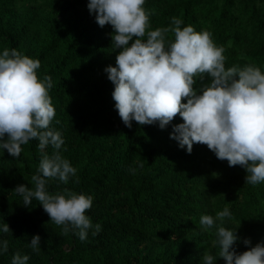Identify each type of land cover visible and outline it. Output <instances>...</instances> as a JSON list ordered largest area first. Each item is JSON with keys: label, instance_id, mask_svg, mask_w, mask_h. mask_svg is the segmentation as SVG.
Returning <instances> with one entry per match:
<instances>
[{"label": "trees", "instance_id": "obj_1", "mask_svg": "<svg viewBox=\"0 0 264 264\" xmlns=\"http://www.w3.org/2000/svg\"><path fill=\"white\" fill-rule=\"evenodd\" d=\"M87 4L0 0V52L15 48L39 58L38 75L51 76L56 111L50 127L61 132L59 151L77 172L67 182L46 177L47 187L92 195L86 214L102 229L96 235L89 229L81 240L78 229L65 230L36 198L24 205L15 191L19 183L35 188L42 156L57 151L51 144L42 150L38 138L31 139L19 157L0 147V225L7 222L11 229L0 231V241H8L0 264H11L16 252L29 255L27 264H203V255H218L220 246L216 226L204 229L200 218L215 217L225 206L232 212L225 226L237 228L241 237L234 244L238 252L264 239V182H247L243 166H230L205 143H194L191 153L181 148L170 136L172 125L183 120L179 114L164 128L124 123L105 71L119 51L111 46L113 27L100 26ZM144 7L149 30L180 18L212 34L225 49L226 67L251 64L264 70V0H145ZM194 78V87L211 80L207 73ZM36 233L42 242L33 249ZM214 264H224V258Z\"/></svg>", "mask_w": 264, "mask_h": 264}, {"label": "clouds", "instance_id": "obj_2", "mask_svg": "<svg viewBox=\"0 0 264 264\" xmlns=\"http://www.w3.org/2000/svg\"><path fill=\"white\" fill-rule=\"evenodd\" d=\"M144 4L145 0H88L87 4L100 26L110 23L113 27L111 46L119 51L116 63L107 65L105 71L114 83V107L124 123L132 127L135 120L164 128L179 114L183 120L172 125L170 136L181 148L191 153L194 143H205L230 166H243L247 182H264V70L251 64L226 67L225 49L215 43L212 34L184 25L180 18L172 17L173 25L168 27L149 30L150 14ZM169 31L173 38H167ZM39 67V58L15 48L0 52V147L19 157L22 145L38 138L40 149L51 144L57 150L42 156L33 176L35 188L19 183L14 189L24 205L30 206L36 198L50 219L65 230L78 229L84 240L89 229L94 228L93 235L102 229L86 214L93 196L53 193L47 187L46 177L67 182L77 168L59 151L64 138L50 127L56 111L49 94L52 78L41 79ZM204 73L211 77L210 82L194 87V77ZM231 216L228 206L215 217L201 216L204 229L216 226L215 242L220 246L218 255H203V264H214L218 256L224 258V264H264V239L237 251L234 244L241 239L237 228L224 224ZM9 230L7 222L0 225V231ZM41 242V235L33 234L30 246L38 249ZM244 243L251 244V239L244 238ZM7 249V239L0 241V251ZM29 259L28 254L16 252L11 264H27Z\"/></svg>", "mask_w": 264, "mask_h": 264}]
</instances>
